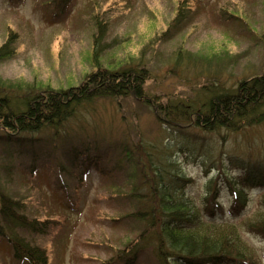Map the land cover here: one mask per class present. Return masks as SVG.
Listing matches in <instances>:
<instances>
[{
  "label": "rangeland",
  "instance_id": "obj_1",
  "mask_svg": "<svg viewBox=\"0 0 264 264\" xmlns=\"http://www.w3.org/2000/svg\"><path fill=\"white\" fill-rule=\"evenodd\" d=\"M54 6V0H0V48L6 45L0 92L77 85L97 64L99 32L100 64L142 62L150 78L144 97L98 99L59 126V135L53 128L0 135V188L40 223L53 220L46 232L29 234L46 249L49 264H105L136 236L132 192L141 178L137 165L150 158L153 165L175 162L192 180L187 194L199 203L221 169L237 175L240 165L264 166V122L240 131H180L162 124L146 102L154 96L198 102L214 93L206 88L213 82L217 91L233 90L263 75L264 0H74L57 14ZM102 154L103 173L91 166L81 180L70 167L82 169L87 157ZM219 193L226 209L219 219L237 222L260 209L264 187L250 190L240 216L229 210L230 191ZM244 235L264 251L263 235ZM0 264L28 263L16 260L0 238Z\"/></svg>",
  "mask_w": 264,
  "mask_h": 264
},
{
  "label": "trees",
  "instance_id": "obj_2",
  "mask_svg": "<svg viewBox=\"0 0 264 264\" xmlns=\"http://www.w3.org/2000/svg\"><path fill=\"white\" fill-rule=\"evenodd\" d=\"M73 1L54 0L55 13L66 12ZM101 37L99 32L94 40L93 58L97 64L77 85L45 86L15 95L0 92V135L20 138L23 133L49 128L59 135V126L76 116L80 108L98 99L144 97L149 69L142 62L137 65L123 62L117 66L100 64L98 58L104 50ZM5 47L0 48V56L2 52L6 55ZM213 84L216 85L206 88L214 93L199 98L198 102L163 101L158 96L146 97V102L155 109L162 124L180 131L191 127L207 132L240 131L264 122V74L241 80L233 90L217 91L218 83ZM103 160V154L94 155L87 157L82 169L74 163L70 167L79 170L77 177L84 180L91 166L104 172L99 164ZM148 161V165H137L141 178L132 192L137 203L132 216L139 231L105 264H136L143 258L149 260L150 255L152 264H264V251H259L244 235L264 236V193L260 209L252 216L237 222L219 219L226 214L220 190L225 187L230 191V212L242 215L250 190L264 187V166L255 169L240 165L237 175L221 169L207 183L205 197L199 203L187 194V185L192 180L175 162L169 159L153 165L152 158ZM62 182L65 189L67 184ZM52 221L47 219L40 223L27 214L25 203L0 188V238L11 245L14 258L20 263L49 264L46 249L31 240L29 234L46 232Z\"/></svg>",
  "mask_w": 264,
  "mask_h": 264
}]
</instances>
